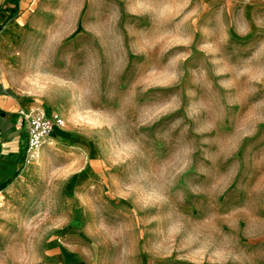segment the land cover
Masks as SVG:
<instances>
[{"label": "rangeland", "instance_id": "374dc122", "mask_svg": "<svg viewBox=\"0 0 264 264\" xmlns=\"http://www.w3.org/2000/svg\"><path fill=\"white\" fill-rule=\"evenodd\" d=\"M17 4L0 264H264V0ZM30 105L62 123L20 163Z\"/></svg>", "mask_w": 264, "mask_h": 264}, {"label": "built area", "instance_id": "2783aa9c", "mask_svg": "<svg viewBox=\"0 0 264 264\" xmlns=\"http://www.w3.org/2000/svg\"><path fill=\"white\" fill-rule=\"evenodd\" d=\"M19 113L23 119L24 140L22 143V156L24 162L34 160L44 141L49 138V131L54 123L60 119L45 115L38 107L29 106L21 108Z\"/></svg>", "mask_w": 264, "mask_h": 264}, {"label": "crops", "instance_id": "0c3cea01", "mask_svg": "<svg viewBox=\"0 0 264 264\" xmlns=\"http://www.w3.org/2000/svg\"><path fill=\"white\" fill-rule=\"evenodd\" d=\"M30 106H34V105H30ZM34 107H37V106H34ZM11 116H13V115H11ZM7 117H10V116H6L3 113H0V126H5L6 127V126L9 125V121H8ZM21 119H22V117H21ZM22 129H23V119L21 120V125H20V128L18 130V133L21 135V137H20L21 138V141L23 143L24 134H23ZM18 154H19V150H18V147H17L15 149H12L11 151H9V153H6V154L2 155V160H3V162H5V166H7L8 169L9 168H13L17 163H19V161L17 160ZM20 163H21V161H20ZM2 165H4V164H2ZM8 169H6V170L8 171ZM2 171H3V167L0 164V173ZM3 172H6V171H3Z\"/></svg>", "mask_w": 264, "mask_h": 264}, {"label": "trees", "instance_id": "16d2710c", "mask_svg": "<svg viewBox=\"0 0 264 264\" xmlns=\"http://www.w3.org/2000/svg\"><path fill=\"white\" fill-rule=\"evenodd\" d=\"M17 0H12L11 3L5 4L3 7L0 6V28L2 23L8 18L12 17L17 10ZM0 113H3L6 116H11L13 113H9L0 109ZM19 161L22 162V159L19 158ZM16 170H14L10 175L5 178L0 179V188H2L14 175Z\"/></svg>", "mask_w": 264, "mask_h": 264}, {"label": "bare ground", "instance_id": "6f19581e", "mask_svg": "<svg viewBox=\"0 0 264 264\" xmlns=\"http://www.w3.org/2000/svg\"><path fill=\"white\" fill-rule=\"evenodd\" d=\"M45 115H48V113L45 112ZM60 123H62L60 121ZM60 124L59 123H54L52 126H51V130L49 131V138H50V135L52 133V131L54 130L55 127L59 126Z\"/></svg>", "mask_w": 264, "mask_h": 264}]
</instances>
